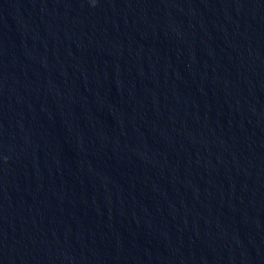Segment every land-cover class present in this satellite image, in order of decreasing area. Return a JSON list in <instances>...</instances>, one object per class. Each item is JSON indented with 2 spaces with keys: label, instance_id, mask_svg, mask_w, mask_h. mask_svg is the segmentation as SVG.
Returning <instances> with one entry per match:
<instances>
[{
  "label": "water",
  "instance_id": "1",
  "mask_svg": "<svg viewBox=\"0 0 264 264\" xmlns=\"http://www.w3.org/2000/svg\"><path fill=\"white\" fill-rule=\"evenodd\" d=\"M0 264H214L143 0H0Z\"/></svg>",
  "mask_w": 264,
  "mask_h": 264
}]
</instances>
